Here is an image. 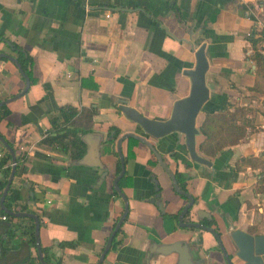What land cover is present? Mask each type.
<instances>
[{"label": "crops", "instance_id": "0c3cea01", "mask_svg": "<svg viewBox=\"0 0 264 264\" xmlns=\"http://www.w3.org/2000/svg\"><path fill=\"white\" fill-rule=\"evenodd\" d=\"M169 1L0 0V35L32 57L29 88L6 104L9 114L0 120V136L27 155V171L14 175L10 188L21 192L19 204L30 210L25 212L39 218L46 264L96 263L123 210V200L113 194L119 163L116 141L128 132L144 136L119 105L124 101L148 118H169L174 102L189 92L190 78L183 71L194 66L201 43H206L211 96L196 125L200 129L205 109L213 108L242 128L239 140L205 156L199 145L206 136L200 132L196 148L212 162L208 167L188 157L183 135L172 132L148 139L166 165L182 175L194 198L190 219L200 221L198 212L213 219L234 264L241 261L234 255L230 227L264 235V0H176L183 23ZM106 4L115 7L97 8ZM0 53L16 58L6 41H0ZM23 87L16 65L0 58V100ZM66 105L80 113L94 110L88 122L78 115L63 131L96 139L101 167L77 164L69 152L42 142L51 133L50 116ZM111 128L119 130L116 138L110 139ZM128 147L132 155L120 179L128 213L101 264H177L176 253L154 251L156 245L175 241L186 242L198 264H225L210 231L173 230V221L163 217L159 204L171 215L186 199L175 192L147 145L125 139L123 156ZM6 152L0 141L2 157ZM153 180L160 191L155 203L150 202ZM1 216L0 245L8 227L17 231L29 224L28 217ZM17 246L13 243L10 249ZM24 264H41L36 246Z\"/></svg>", "mask_w": 264, "mask_h": 264}, {"label": "water", "instance_id": "95a60500", "mask_svg": "<svg viewBox=\"0 0 264 264\" xmlns=\"http://www.w3.org/2000/svg\"><path fill=\"white\" fill-rule=\"evenodd\" d=\"M117 10L125 11L130 9L117 8ZM6 43L9 46L11 45L10 41L8 40H6ZM206 52H207L206 43H201L196 49L194 54L195 55L194 66L192 68H188L183 71V73L190 78V89L186 96L177 99L174 102L169 118L165 120L148 118L142 115L141 113H139L133 107L128 106L124 101L119 105V109L123 113V115L127 119L135 122L144 133V136H140L135 133L128 132L122 134L120 137H118L116 141V152L120 162V171L113 180V190L123 200V211L121 215L118 217L110 235L107 237L105 245L95 264H101L103 262L106 254L108 253V251L112 246V241L114 236L118 232L120 226L122 225L128 213V200L125 194L122 192L119 185V180L124 176V172H125V162L121 149V143L123 140L127 138H133L139 140L140 142L147 145L150 148V150L153 152L155 157L157 158L159 165L168 173L169 177L172 180V184L175 191L186 197L187 203L178 217L179 225L187 226V227L194 226L212 232L218 240L220 251L225 259V264H234V261H232V257L229 256L224 245L222 244L219 235L212 227H208L200 222H196V223L182 222V217L188 211V209L193 205L194 198L187 190L180 189L174 173L164 163L160 153L156 150V148L147 140L149 137H152L154 139H159L166 136L167 134L176 132L179 135L184 136V146L186 148L188 157L192 161L198 164L206 165L208 167L212 165V162L209 159L198 154L196 149V145H197L196 136L199 135L200 133L199 125H196V118L199 112L204 108L205 103L209 100L211 96L210 89L206 82V77H205L206 71L208 69V59ZM0 58H6L12 61L19 69L24 79L23 89L12 97L0 100V106H2L10 101H13L21 97L28 90L30 85V80L28 75L22 70L19 62L14 56L7 53H0ZM86 137L87 136L85 135L82 137V139L85 141L88 148L86 149L83 157L77 160L76 163L95 165L101 167L100 161L98 159L99 151L98 149H96V145H95L96 139L93 138L90 139L89 141L86 140L87 139ZM110 139H113V137H111ZM0 141L3 143V145L6 148V151L11 156L10 171L7 177L6 185L0 197V208L2 211H4L5 213H7L12 217H29L33 219L35 225V242H36L39 261L41 264H46V262L42 257V252L39 245L38 229H39L40 221L38 216L31 212L12 211L7 209L4 205L5 196L10 188L12 179L14 178L15 154L14 151L9 146V144L4 140L2 136H0ZM92 160L94 161L92 162ZM155 190L157 191L158 188L156 187ZM155 198L160 199V193L156 192ZM151 200L154 201V199ZM197 214L200 220L204 219L203 215H201L200 212H198ZM206 216H208V214H206ZM229 229L231 231L230 238L236 247V251L234 255L238 260L241 261L240 264H264L262 258V256L264 255V235L254 236L240 229H233V227H230ZM154 251L159 254H170L172 252L176 253L178 255L177 264H198L192 258L189 245L184 242L183 243L174 242L169 244L156 245Z\"/></svg>", "mask_w": 264, "mask_h": 264}, {"label": "trees", "instance_id": "16d2710c", "mask_svg": "<svg viewBox=\"0 0 264 264\" xmlns=\"http://www.w3.org/2000/svg\"><path fill=\"white\" fill-rule=\"evenodd\" d=\"M84 3V2H83ZM112 4L98 5L97 8L109 9L114 8ZM168 7L174 14L178 17L180 22L183 21L181 12L177 6L176 0H170L168 2ZM156 22V21H154ZM0 41H6V37L0 35ZM10 49L16 54V59L19 62L22 70L27 74L28 67L32 62V57L27 54V52L19 46L17 43L11 42ZM208 110V111H207ZM213 108L205 109V115L200 125V132H202L206 138L199 145V150L205 156H214L220 150H222L223 145L236 143L239 140L241 135L242 128L234 125L232 122L231 116H226L222 113H216ZM9 114V108L6 104L0 106V120L5 118ZM94 114V110H86L80 113L75 107L66 105L60 106L56 109L54 114L49 118L51 123V129L42 142L48 146L58 147L62 152H69L73 160H79L83 157L85 153V143L76 134H69L63 130L68 126L74 123L78 115L89 121L91 116ZM113 131V138H116L119 134V130L116 128H111L110 131ZM135 139L127 138V142H134ZM129 145V144H128ZM131 145V144H130ZM9 146L14 151L15 154V173L14 175H20L27 171V155L24 151L19 149L17 146L9 143ZM132 155L128 152L124 158L126 159ZM11 167V156L8 152L0 160V171L2 172V178L0 179V197L2 191L6 185L7 177ZM120 167L118 165V172ZM176 178L178 184L182 190H186L185 181L181 175L176 173ZM123 180V179H122ZM122 181L120 180L119 185ZM34 194V193H33ZM117 196L116 192H113ZM183 198L186 199L184 195ZM34 199L36 196L34 194ZM22 195L19 190L9 188L7 195L4 199V205L9 210L14 211H30L25 203L19 204L22 200ZM19 207L16 209L15 207ZM14 206V207H13ZM2 215L10 217L7 213L0 210ZM29 224L27 226H19L17 231L7 228V238L2 241L1 246V255H0V264H24L31 259V248H35V228L32 218H25ZM212 220H206V224L210 225ZM118 234V233H117ZM116 237V236H115ZM21 238V239H18ZM115 238L112 242V247L115 246ZM17 243L18 246L15 249H10V245ZM46 260V259H44Z\"/></svg>", "mask_w": 264, "mask_h": 264}, {"label": "flooded vegetation", "instance_id": "af4514ba", "mask_svg": "<svg viewBox=\"0 0 264 264\" xmlns=\"http://www.w3.org/2000/svg\"><path fill=\"white\" fill-rule=\"evenodd\" d=\"M200 134V133H199ZM198 136V135H197ZM196 136V137H197ZM150 138V137H149ZM152 138V137H151ZM154 139V138H153ZM148 141H149V139H147ZM150 142V141H149ZM153 146H154V143L153 142H150ZM197 144V143H196ZM155 147V146H154ZM196 147H197V145H196ZM197 149V148H196ZM124 157V156H123ZM162 157V156H161ZM157 159V158H156ZM163 159V158H162ZM126 161V159L124 158V162ZM164 161V160H163ZM158 162V161H157ZM165 163V162H164ZM166 164V163H165ZM118 165H119V167H120V162L118 163ZM172 171V170H171ZM173 172V171H172ZM174 173V175H175V177H176V173H178L179 175H181L179 172H177V171H175V172H173ZM168 174V173H167ZM182 176V175H181ZM171 179V178H170ZM176 180H177V178H176ZM172 181V180H171ZM178 182V181H177ZM179 185V184H178ZM172 186H173V184H172ZM158 188V190L156 191L155 190V188ZM180 187V186H179ZM174 188V187H173ZM181 189V188H180ZM175 190V189H174ZM156 192H160L159 191V186H158V184L156 183V181H154V187H153V191H152V194H153V197L151 198V199H154V201H152L151 199H150V202H153V203H155V202H157L158 201V199L157 198H155V194H156ZM176 192V191H175ZM177 193V192H176ZM117 194V193H116ZM177 194H179V193H177ZM181 197H182V195L181 194H179ZM183 198V197H182ZM185 199V198H184ZM186 203H187V200H186ZM186 205V204H185ZM184 205V206H185ZM184 206L183 207H181L180 209H179V211L177 212V213H175V214H171V215H167L163 210H164V208H163V205L162 204H160V206L158 207V209L162 212V215H163V217L165 218V217H169L172 221H173V224H174V227H173V230H175V229H190V230H205V229H202V228H198V227H194V226H189V227H187V226H180L179 225V222H178V217H179V215H180V213L182 212V210H183V208H184ZM192 207V206H191ZM191 207L188 209V211L183 215V217H182V222H184V223H196V222H200V223H202V224H204V225H206V226H208V227H212L216 232H217V234L219 235V237H220V233H219V231L217 230V228H215V227H213L214 226V221H213V219H211V218H204V219H202V220H200V221H194V220H192V219H190V217H189V213H190V209H191ZM123 211V210H122ZM122 213V212H121ZM121 215V214H120ZM119 215V216H120ZM206 220H212V222L211 223H209L210 225H208V224H206L205 222H206ZM117 221V220H116ZM116 223V222H115ZM115 225V224H114ZM114 227V226H113ZM121 227V226H120ZM113 229V228H112ZM120 230H121V228H119V230H118V234H119V232H120ZM112 231V230H111ZM111 233V232H110ZM117 233H116V235L115 236H117ZM212 233V232H211ZM213 234V233H212ZM110 235V234H109ZM214 235V234H213ZM115 236H114V238H115ZM113 238V239H114ZM216 238V237H215ZM220 240H221V237H220ZM216 241H217V243H218V240H217V238H216ZM113 242V241H112ZM175 242H182L183 243V241H175ZM221 242H222V240H221ZM174 243V242H173ZM184 243H186V242H184ZM222 244H223V242H222ZM1 246H2V243H1V245H0V251H1ZM218 246H219V243H218ZM112 247V246H111ZM220 248V247H219ZM227 251V250H226ZM228 253V252H227ZM229 254V253H228ZM1 255V254H0ZM229 256L230 257H232L231 256V254H229ZM177 263H178V261H177Z\"/></svg>", "mask_w": 264, "mask_h": 264}, {"label": "built area", "instance_id": "2783aa9c", "mask_svg": "<svg viewBox=\"0 0 264 264\" xmlns=\"http://www.w3.org/2000/svg\"><path fill=\"white\" fill-rule=\"evenodd\" d=\"M109 16V13H106V17ZM264 30V29H263ZM253 35V32L248 33V37L250 38ZM0 98H1V91H0ZM22 148V147H21ZM23 149V148H22ZM2 157V153H0V158ZM49 202V201H48ZM39 209V208H38ZM2 219H6L5 215L1 216Z\"/></svg>", "mask_w": 264, "mask_h": 264}]
</instances>
